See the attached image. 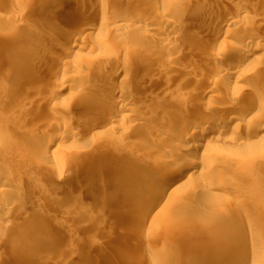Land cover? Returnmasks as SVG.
Wrapping results in <instances>:
<instances>
[{"label": "rangeland", "instance_id": "1", "mask_svg": "<svg viewBox=\"0 0 264 264\" xmlns=\"http://www.w3.org/2000/svg\"><path fill=\"white\" fill-rule=\"evenodd\" d=\"M111 1L116 4L117 7L114 5L116 11L112 10L110 14H113L108 16L110 15L108 13L106 18L105 13L100 12L98 6L92 3L94 0H0V112L5 115L0 114L7 116V118H4L8 123H11L10 121L16 117L31 116L32 112L34 115L39 114L41 130L38 133H41L42 144H33L32 142L33 151L39 146L37 148V151H40L39 153L46 152L49 143H54L53 150L60 147L61 151L66 153L65 155H68V157L71 155L79 156V154L86 152V149L96 139V132L92 128L93 124L89 123L86 117V119L81 118L83 120L79 117H67L66 112L67 114L77 112L74 103L78 101L81 95L78 93L77 86L71 88H66V86L71 78L77 82L80 80L77 78L78 75L76 76L77 73L73 68V64L82 66L87 62H97L102 56L98 52H93L85 47L82 49L76 48L74 49L76 51H72L73 53H70V58L67 60L69 62L71 60L73 64H64L62 68L60 67L58 71H55V59H52L47 51L40 49L45 43H42V41L39 43L37 38L34 37V32H38L40 29L43 30V23L49 22V16L53 11L51 7L53 2L65 3L74 8L78 7L79 12L83 11V18L81 17L83 24L80 21L79 24L69 27H73L74 33H81L86 24L89 25L91 22L92 25L101 22L112 23V21H115V14L126 15L127 17L124 18L129 20L127 22L128 31L117 34L115 31L108 29L102 33L103 36L108 35L107 37H110L113 49L110 52H108L110 49L106 50L104 54L124 63L129 70L140 60L139 56H145L148 61H152L155 57L160 58L159 61L162 62L160 67L170 68L171 66L177 71L176 75L174 76L173 73L171 77L158 74L144 87L143 94L135 100L140 118L144 114V109L150 106L152 110H155H151V117L158 124H163L164 120H158V111L160 108L166 107L168 108L167 117L169 120L174 124H178L180 121L188 119L185 116H187L191 107L195 105L194 101L196 100L199 102L196 103L199 109V119L205 117L201 118V121L203 119L204 121L207 120L208 114L212 111L214 113L224 112L229 117L232 112L244 109L248 111L247 120L251 119L250 123L252 125L250 127L257 129L259 136H262L263 145L258 150L244 149L240 146L241 141L246 142L248 138H251V136H247L249 134L246 131L248 121L245 122L242 128H239V132H235L239 137H242H240L241 141L238 145L235 142L224 143V141L214 144L215 152L220 154L219 156H223L222 158H226V161L229 160L226 165L218 164V168L225 172H223V178H215L214 175H211L212 173L204 174V178L200 173L196 176L197 181L204 183L203 186H197L193 181H188L186 177H183L170 187L181 198L180 202L176 201V204L168 197H164L147 216L145 213L150 200L148 191L146 189L142 190L141 186L137 187L136 190L134 184L123 185L120 180L121 173L125 171L122 162L131 159L130 154H135L133 150L136 149L137 145H131L130 148L133 147L131 150L129 148V151H126L127 154L123 153V155H118L119 157H115L116 155L108 156L104 162H101L102 160L93 162L92 159L94 158L92 157L91 162L88 160L87 166H84V171L76 177L75 172L81 168V162L84 159H78L79 162L73 160L72 164H64L58 158L37 160V168L36 164H33L34 168H32L33 165L30 167V162L25 165L21 163L22 167L27 168L29 166V169L28 172H24L20 183H16V190L20 194V198L13 195H8L6 198V202L9 201V204L11 201L13 204H18L15 205L16 210L9 213L6 211L5 206V210L3 209L2 205L4 204H0V264H71L75 262L76 264H113V260L125 249L130 251V253H127L129 257L125 264H154L155 262L161 264H204L203 262L209 254L221 251V249L233 252L236 246L250 248L252 244H264V75L258 83L245 82L240 84L230 81L222 84L217 80L220 77L216 71L214 72L212 68L203 64L205 56H215V53L217 55L223 53V51L231 53L237 51L238 53L241 51L240 49H246L249 54L244 58H238L243 64V74L252 71L264 73V0H173V3H169V5L167 2H163V4L161 0H157L158 2L134 0L135 4L138 5V12L136 13L134 8L128 7L124 1ZM181 5L188 7L189 11L184 14V17H180L182 21L179 19L178 25H184V27L186 26L192 30L189 31L187 37L185 36L186 38L174 42V45L176 44V47H179L177 53L163 54L159 51V53H154L153 49H146L143 53L139 46H125L123 39H126L131 31L139 29L152 21L155 22V20L163 24L166 20L160 16L161 10L168 11L170 14L168 18H171V14L176 13L182 7ZM242 7L246 8V19H243L236 26L216 28L214 32L206 29L197 31L195 28L202 23L206 28L215 27L218 18L224 12L226 15H230L235 9ZM132 10L134 13H132ZM78 11L75 10V12ZM22 12L31 17L30 20H27L24 15L22 20L15 22L13 20L14 16L22 14ZM201 12L203 13L201 14ZM133 14H139L137 22ZM234 19L241 20L237 15L234 16ZM69 31V29L62 31L59 45L57 44L60 51H63L64 48L67 49L70 45L64 41V37L68 35ZM229 31L235 37L226 41L224 37ZM245 34L252 35L254 40H250V42L244 40ZM154 35H159V33ZM165 39L168 43L172 42L171 38L165 37ZM191 40H194V42ZM82 42L87 46L91 44L83 36L79 41V45ZM31 43L33 45L38 43L36 56L40 57L41 61L37 65L40 72L36 77L40 82L35 87H24L19 80H11L14 74L9 73L4 66L17 54L24 53L25 48L30 46ZM29 52L32 51L29 50ZM177 54L181 56L179 57ZM149 56H151L150 60ZM164 58L169 59L164 61ZM134 59L137 60L134 61ZM174 60H176V63ZM107 67L111 68L112 65L110 67L109 64ZM176 67L178 68L176 69ZM136 80V77H131L128 81L119 79L114 82L111 81L108 75L100 74L96 82L105 84L112 89L121 85L127 91L136 92ZM253 88L255 90L251 92ZM158 90L162 93L158 96L159 98L157 97ZM211 93L214 97L216 96L215 99L210 98ZM156 97L159 100L156 99V103L152 105L151 100ZM33 102L39 104V109L32 106L34 105ZM200 111H202L201 114ZM141 112L142 114H140ZM147 118L145 117L144 121ZM81 122H87V124L80 127L78 123ZM57 123L59 125L69 124V127L73 128V132L81 133L80 138H76L75 134H68L67 137L64 135L66 140H57L56 137H59L62 133L60 128L52 127L56 126ZM10 126L12 127V124ZM31 128L30 126L27 130H31ZM158 129L159 125L152 129L153 133H156L155 135H159L157 134L160 133ZM230 136L229 134L228 137L230 138ZM138 142L142 143V140ZM144 142L147 144L145 145L146 148L143 146L142 151L138 147L137 151L139 150L140 154L143 155L145 161L142 162V165L145 167H147L145 165L147 162L169 164V161L174 160L172 156L162 157L164 151L162 148L170 147L171 144H161L159 146L160 143L158 145L152 139H146ZM152 144H155V147ZM35 145L37 147H34ZM148 145L152 146L149 147L150 150L147 148ZM172 146L173 149L171 147L170 149L173 150V154L177 152L175 155L188 156V153L180 147L182 146L181 143L175 142ZM122 159L125 160L121 161ZM243 159L247 161L245 162ZM195 160L203 163V167L208 162L205 156L197 157ZM242 162L248 166H244ZM14 163V160H9L4 164L10 169L17 170L16 163ZM40 163L41 165H39ZM39 166H42L43 169ZM120 166L122 167L120 168ZM144 166H140L141 169L139 168L140 175L146 172L153 176L155 171L146 170ZM58 171L64 173L63 176L67 178L66 181H55L54 176L57 175ZM178 171L175 168L172 169L170 177H175ZM113 172L117 173L116 176L119 178ZM30 173L32 175L24 182L23 180ZM52 173H55L54 176ZM1 176L6 177V173H2ZM75 180L77 181L74 182ZM222 184H225L223 186L227 188L221 186ZM61 185H65L66 189L63 190L62 198L59 195H53V191L56 192ZM215 185L220 186V189H217L219 187ZM215 187L217 188L214 189ZM72 188L79 190L80 198L74 195V189ZM234 188L243 189L242 191L246 196L244 198H232L230 190ZM9 196H11V200ZM102 196H105L108 201L104 204L105 207L102 206L101 209H97L96 206L103 198ZM21 197L23 198L21 199ZM179 198L177 199L179 200ZM58 199H60L59 202ZM76 200L77 202H75ZM80 201L85 202L86 207L84 209H80ZM114 201H122V203L118 202L120 206L118 205L116 211H111V206L118 204ZM1 209H3V212ZM73 210L80 211L78 217L70 216ZM103 220H105L104 225L100 224V221ZM250 221L255 224L251 234L262 238L261 243L255 242V239H252L251 235H247V232L241 234L240 230L247 229ZM55 222H60L62 225L54 227ZM223 222L232 223V227L235 228L226 229ZM31 238L34 243L31 242ZM197 252H204V256L202 254L197 260H193V256ZM248 262H251V258Z\"/></svg>", "mask_w": 264, "mask_h": 264}, {"label": "bare ground", "instance_id": "2", "mask_svg": "<svg viewBox=\"0 0 264 264\" xmlns=\"http://www.w3.org/2000/svg\"><path fill=\"white\" fill-rule=\"evenodd\" d=\"M118 1H120V2L124 1L128 7L134 8L135 13L138 12V10H137L138 5L135 4L134 0H118ZM154 1L158 2L157 0H153V2ZM234 1H242V0H234ZM110 2L112 3L111 0H110ZM110 2H109V0H94V2H92V3L97 5L98 8L100 9V12H104L105 17L107 18L108 13L110 14V12L112 10L114 11L115 7H117L114 2H113L114 4L113 3L111 4ZM161 2L162 3L167 2L169 5V3L170 4L173 3V0H161ZM159 4H161V3H159ZM114 5H115V7H114ZM239 5H240V3H239ZM91 6H92V4H91ZM188 6H189V4H188ZM51 7H52L53 11H52V14L49 16L50 17L49 22L43 23V26H44L42 28L43 30L40 29V31L34 32V35H35L34 37L37 38L39 43H40V41H42V43L43 42L45 43L40 47V49L42 51L43 50L47 51V54L50 57H52V59L53 58L55 59V61H56L55 71H58L60 69V67L62 68L64 64H66V65L68 63L73 64V62H71V60H70V62L67 60H68V58H70V53L72 54L73 53L72 51H76V50H74L76 48L82 49L83 47H85L87 49L92 50L93 52H95V51H96V53L98 52L99 55L102 56L97 62H94V61L87 62V63L83 64L82 66L77 65V64H73V68H74V70H76V73H77L76 76L78 75L77 78L80 80H79V82H77L71 78L70 81L68 82V84L66 83L67 84L66 88H71V87L77 86L78 93L81 95L80 98L78 99V101L76 103H74L75 109L77 112H75L74 114H72L71 112L67 114V112H66L67 117L73 116V117H79L80 119L86 117L89 120V123L93 124L92 128L96 132V134H95L96 139L95 138L94 139H95V142L96 141L97 142H96V145H95V142L92 143V145L88 149H86V152L79 154V156L78 155H71L68 157V155H65L66 153L61 151L60 147H57L55 150H53L52 146L54 145V143H49V146H48L49 148L47 151L45 150L46 152L42 151L44 153H42V152L39 153L40 151H37L38 150L37 148L39 146L38 147H37V145L34 146V147H37V148H35L36 151L35 150L33 151L34 148H32L33 144H37V143L39 145L42 144L41 133H38V131L41 130L39 114L34 115L32 112L31 116L30 115L26 116V117L22 116L21 118L16 117L14 120L12 119V121H10L11 123H8V121L5 120V118H7V116L6 117L2 116L4 113L0 112L2 114V115L0 114V204H4V205H2L4 210H5L4 206L6 207V211H8L9 213H13L14 210H16L15 205L17 203L13 204L11 201V203L9 204L8 203L9 201L6 202V200H7L6 198L8 195H13V196L20 198V194L16 190V186H17L16 183H20V181L22 180V178L24 176V172H28L29 166L31 167V165H33V164L37 165V160L42 161L43 159H49V158L57 159L58 158L60 161H63L64 164H72L71 162H74L73 160L84 159L83 162H81L82 163L81 168L77 169V171L75 172V177H76L84 171V169H85L84 166H87L86 164H87L88 160L90 161V159L92 157L94 158V159H92L93 162L101 161V160H102L101 162H104L108 156L111 157L113 155L114 156L116 155L115 157H117L118 155H123V153L127 154L128 152L126 153V151L131 150V148L133 146L137 145L136 149L133 150V152L135 154H132V155L130 154L131 159L129 161L122 162V165L125 167L124 168L125 171L123 173H121L120 180L123 183V185L127 186V185L134 184L135 185L134 188L136 187V190H137V187L141 186L142 190L146 189V191H148V193L150 194V200L147 204V208H146L147 210L145 213V215L147 216L148 213L150 211L154 210V207H156L164 197H168L174 203H176V201H178V203L180 202L181 198H179L177 196V193L175 190H172L170 188L179 179H183V177H186L188 179V181H193L194 183H196L197 186H199V185L203 186L204 182L200 183L197 181V178H196L197 174L201 173L204 177V174L206 175V174L212 173L211 175H214L213 177H215V178H218V179L223 178V174L225 172L218 168V164L222 163V164L226 165V163L229 161L228 160L229 158L227 159L228 161H226V158L224 159V158H222L223 156L222 157L219 156L220 154H217L214 150L215 149L214 144L218 143L220 141L221 142L224 141V143L225 142L226 143L227 142L228 143L235 142L238 145L239 142L241 141L242 137L240 136L241 137L240 138L238 136V134L235 132H239V128L240 127L242 128V125L245 124V122L247 123V121H248V124H246V126L248 125L247 126L248 130L246 129V131L249 134L247 136L248 137L251 136V138L250 139L248 138L246 140V142L244 140H243L244 142L241 141L240 146L244 149L248 148L250 150H258L259 148L262 147V145H263L262 136L261 137L259 136V131L257 129H252L250 127L252 125L250 123L251 119L247 120L246 116H248L247 115L248 111L247 110L245 111L244 109H238V110L232 112L229 117L224 112L219 111L217 113H214L213 111L212 112L210 111L211 113L208 114V117L206 115L207 120L204 121V119H203L201 121L200 119L203 118L204 116L199 119V112H198L199 109H198V105H197L199 102L195 99L196 100V101H194L195 105L193 107H191L189 113L187 114V116H185L188 119L182 120L178 124H174V123H172V121L169 120V118L167 117L168 108H166V107L160 108L158 111V120H164L163 124H158V122H156L154 120V118L151 117L152 111H155V110H152V108L150 106H148L144 109V114L140 118V115H138V112H139L138 107H136V105H135V100L138 99L143 94L142 91H143V89H145L144 87L153 79L154 76H157L158 74L159 75H165L167 77H169V76L171 77V74L174 73V76H175L176 75L175 73L177 71L175 69H173L171 66H170L171 69L169 67L168 68L167 67L166 68L160 67V64L162 63L161 61H159L160 58L158 59L155 57L156 59L154 58L155 60L154 59L152 60V58H153L152 57L151 58L152 61H148L145 56H142V57L139 56L140 60L137 61V63L134 64L133 68L129 70L127 65H125L124 63L117 61L116 59H114L110 55L104 54L106 50L110 49L108 51V52H110L113 49H112V45L110 43V37H107L108 35H106V37H105L102 35V33L108 29H111V31H115L117 34L118 33H122V34L125 33L126 30L128 29L127 22L129 21L128 19L124 18L126 15L124 16L122 14L123 15L122 16L121 13L119 15L114 13L116 15L114 22L112 21V23H109L108 21L104 20L105 22H108V23L101 22L99 24L97 23L96 25H92L91 24L92 22H91L89 25L86 24L85 27L83 26L84 29L81 31V33H74V30L72 29L73 27H71V28H69V27L71 25L79 24V22L81 21V17L83 16V11L81 10V12H79L80 10L79 11L77 10L78 7L74 8L73 6L66 5L65 3L60 4L59 2L58 3L53 2ZM75 10L78 12H75ZM245 10H246V8H244V7L238 8V9H235L234 11L232 10L233 12L232 13L230 12L231 13L230 15H226V13L224 12L222 14V16H220L221 18L220 17L218 18L215 27H212V28L207 27L206 28L202 25L203 23L202 24L199 23L200 25L195 27V28L197 29V31L206 29L207 31L214 32V29L216 30V28L219 29V28H222L225 26H227V27L228 26H236L239 23H241L243 19H246V13L247 12ZM118 11H119V9H118ZM187 11H189V8L186 6H184V7L182 6L181 8H179L176 11V13L171 14L172 15L171 18H168L170 15L169 12L163 11V9H162L160 12V16L162 18H164L166 21L163 24L162 23L160 24L159 22H157L155 20V22L152 21L151 23H147V25L142 26L139 29L131 31L130 32L131 34L126 39L122 38L123 42L125 41V46H127V45L128 46H131V45L132 46H139L143 53L146 49H151V50L153 49L154 53H159V52H162L163 54L164 53H170L171 54V52L177 53L179 47L177 48L176 44L174 45V42L180 41V40L186 38L187 35L189 34V31L192 30L186 26L184 27V25H181L183 27L180 28L181 26L178 25L179 21L180 20L182 21V19H180V17H184V14L187 13ZM190 11H192V10H190ZM72 12H75V13H72ZM203 12H201V14ZM41 13H43V12H41ZM128 13L130 14L131 12H128ZM132 13H134V11ZM112 14L113 13H111L108 16H111ZM139 14L138 15L133 14L135 16L134 17L135 21L139 18ZM24 15H25L24 12H22V14L15 15L13 20H15V22H19L18 20H22ZM236 15H237V17H240L241 20H239V19L235 20L234 16L236 17ZM25 16H26L27 20H30L31 17H29L27 15H25ZM101 16H102V14H101ZM96 20H98V19H96ZM148 20H149V18H148ZM4 22H5V20H4ZM81 22L83 24V21H81ZM68 29L70 31H69L68 35L64 37V41L70 45L68 46L67 49L64 48L63 51H60L59 50L60 48H58L59 39L63 34L62 31L63 30L67 31ZM76 30H75V32H76ZM197 31H195V32H197ZM155 33H159V35H154ZM82 36L85 38L86 41L90 42L91 44L87 46V44L82 42L81 45H79V41H80ZM165 37L171 38L172 42L168 43L167 40L165 39ZM234 37H235L234 34L229 31L226 33L224 39L227 41L229 39H233ZM243 39L246 41L249 40L248 42H250V40H254V37L250 34H245ZM168 41H169V39H168ZM191 41L194 42V40H191ZM37 46H38V43H36V45H33L31 43L30 46L25 48L26 50H24V53L17 54L13 59L10 60V62L6 63L4 66L5 68L8 69L9 73L14 74L13 77H11V80H15V81L19 80V82L24 87H35V86H37L38 82H40L39 79L36 77L37 74L40 72L37 65L41 61V58L36 56L37 49H38ZM29 50L32 52H29ZM240 50L241 51L238 53H237V51L235 53L223 51V53H221V54L219 53L216 55V53H215V56L214 55L205 56V58L203 59V64L212 68L214 72L216 71V73L220 77L217 80L219 81V83H222V84L228 83L230 81H234V82L240 83V84L245 83V82H257V83L260 82L262 80L263 75H264L263 72L252 71L251 73L249 72V73L243 74V71H242L243 64L241 61H239L238 58H244V56H247L249 53L246 49H243V50L240 49ZM161 54H160V57H161ZM104 55H106V56H104ZM177 55L179 56V54H177ZM150 57L151 56H149V60H150ZM168 59H165L164 61H168ZM136 60L134 59V61H136ZM174 61L176 63V60H174ZM107 64L108 65L110 64V67L112 65V67L108 68ZM178 64H179V62H178ZM3 65H4V63H3ZM68 65H70V64H68ZM179 65H181V64H179ZM177 68L178 67H176V69ZM100 74L108 75V77L111 78V81H114V82H117L119 79H121L123 81H128V79H130L131 77H136V79H137L135 81V88H136L135 91L136 92L127 91V90H125V88L123 89L121 87V85H120V87L114 85L115 87H113V89L110 87L108 88V86H106L105 84H102L100 82H96V80H97L98 76H100ZM196 76H198V75H196ZM17 84L19 85V83H17ZM6 87L8 88V86H6ZM254 90L255 89L253 88V91H251V92H254ZM160 94L162 95V93H160V91H159L157 93V97ZM212 94L213 93H211V95ZM154 96H156V95H154ZM2 97H5V96H2ZM157 97L153 98L151 100L152 105L154 103H156V99L159 98V97L158 98ZM212 97H214V96L212 95L210 98L211 99L216 98V96L214 98H212ZM36 100H37V98H36ZM33 104H34V102H33ZM74 104H73V106H74ZM38 105L39 104H34L32 106H35L36 109L37 108L39 109ZM29 108H30V106L28 107V109ZM140 108H139V110H140ZM68 110H70V109H68ZM1 111H3V110H1ZM201 112L202 111H200V114H201ZM140 114H142V112ZM156 116H157V114H156ZM145 117L146 118L148 117V118L145 119V121H144ZM68 119H70V118H68ZM81 120H83V119H81ZM68 121H70V120H68ZM85 121H87V120H85ZM81 123L80 124L78 123V126L84 127L87 124V122H85V123L81 122ZM10 124H12V127L10 126ZM60 124H62V123H60ZM69 124L66 125L64 123V125L63 124L59 125L57 123L56 126H52L53 128H58V129L60 128L62 131L60 136L58 135L59 137H56L57 140L58 139L59 140H63V139L66 140L65 136L66 135L69 136L68 134H71V135L75 134L77 136L76 138H80L79 136L81 133L80 134L75 133L76 131L73 132L72 131L73 128L71 129V127H69ZM52 125H55V124H52ZM158 125H159L158 131H160V133H157L159 135H155L156 133L154 134L152 129ZM30 126L32 127L31 130H27V128H29ZM244 127H245V125H244ZM71 132H73V133H71ZM229 134L231 135L230 138L228 137ZM146 139L147 140L152 139V141H154V143H157L158 145L160 143L159 146H161V144H163V145L164 144H166V145L171 144V146L170 145L169 146L172 149H173V146H172L173 143H175V142L179 143V144L181 143L182 146H180V147L183 148V150L188 153V156H183L180 154L175 155L177 153L176 150H175L176 153L173 154V152H172L173 150L170 149V147L162 148L164 150L163 154L161 153L162 157L167 158V157L172 156V157H174V160H172V161L168 160L169 164H166V163L157 164V162L156 163L155 162H147V163H145V165L147 167H145L144 165H142L143 164L142 162L145 161L144 157L142 154H140L139 150L137 151V148L139 147L138 149H141L143 151L142 147L143 146L145 147V145H147L144 142V140H146ZM139 140L140 141L142 140V143L138 142ZM32 142H33V144H32ZM131 145H133V146L130 148ZM158 145H156V146H158ZM153 146L155 147V144ZM149 147H152V146L148 145V147H147L148 150H150ZM174 148H176V147H174ZM157 150H158V148H157ZM135 151L139 152V153H136ZM155 151H154V153H155ZM150 152H152V151H150ZM203 156L207 157V161H208L206 164H204V167H203V163H201V162L199 163V161L195 160L197 157H203ZM9 160L15 161V163H16L15 167L17 168V170L10 169V167H7V165L4 164ZM123 160H125V159H122L121 161H123ZM233 161H235V160H233ZM29 162H30V165L27 168L22 167V165H20L21 163H23L24 165L26 163L29 164ZM78 162H79V160H78ZM165 162H167V161H165ZM249 162H248V164H249ZM93 164H95V163H93ZM243 164H244V166H246L245 165L246 163H243ZM34 165L32 168H34ZM39 165H41V163ZM140 166H144L146 170L147 169L152 170V172L155 171L154 175L150 176L146 172H145V174L142 173V175H140V173H139L140 172V170H139ZM37 167H38V165L36 166V168ZM39 167H42V166H39ZM121 167L122 166H120V168ZM23 168H25V169H23ZM174 168L176 170H179V171L177 172L178 174L172 178V177H170V174L172 173V169H174ZM42 169H43V167H42ZM39 171L41 172L42 170H39ZM2 173H6V177L3 178L1 176ZM113 173L115 174V172H113ZM54 174H53V176H54ZM63 174L64 173L58 171L57 175L54 176L55 181H57V182L58 181H61V182L66 181L67 178L64 177ZM31 175H32V173L28 174L27 177L25 178V180H23V181L24 182L27 181L26 179L28 177H30ZM116 175H117V173L115 174V176ZM116 177H118V176H116ZM210 177H212V176H210ZM17 178H19V179H17ZM194 179H196V180H194ZM208 179H210V178H208ZM50 180H52V179H50ZM23 181H22V183H23ZM76 181L77 180H75L74 182H76ZM215 181H216V179H215ZM209 182H210V180H209ZM212 183H213V181H212ZM223 185L225 186V184H222L221 186H223ZM215 186H217V185H215ZM227 186L230 187V185H228V184H227ZM217 187H219V188H217ZM217 187H215L214 189H216V188L220 189V186H217ZM223 187H221V188H223ZM224 188H227V187H224ZM72 189H74V188H72ZM63 190H66L65 185L59 186L57 188L56 192L53 191L54 192L53 195L56 194V195H59L60 198H62L63 197ZM242 190L239 188L231 189L230 190L231 191L230 196L232 198H234V197L244 198L246 196V194ZM79 194H80L79 190L75 188L74 189V195L78 196L80 198ZM10 197L11 196H9V198ZM102 197L103 198L101 199V201L100 202L98 201L99 204H97V206H96L97 209H101L102 206L105 207L104 204L108 201V199L105 196H102ZM22 198L23 197H21V199ZM81 198H82V196H81ZM177 198H179V200ZM120 199H118V200H120ZM10 200H11V198H10ZM112 200H115V199H112ZM59 201H60V199H58V202ZM83 201L82 202L80 201L81 202L80 203V209H84L86 207V204ZM75 202H77V200ZM114 202L115 203L116 202L122 203V201H114ZM119 203L112 205L110 210L116 211ZM73 204H74V202H73ZM3 209H1L2 212H3ZM79 212L80 211L73 210L72 214H70V213H68V214H70L71 217H78ZM9 213H8V215H9ZM94 213H96V212H94ZM109 216H111V215H109ZM168 217H170V216H168ZM39 219H42V218H39ZM61 222H63V221H61ZM100 222H101L100 224H103L105 222V220L100 221ZM223 224H224L226 229L235 228V227H232L233 226V225H231L232 223L230 224L229 222H223ZM59 225H62V224H60V222H55L54 227H58ZM254 225L255 224H253V222L250 221L247 225L248 228L244 229V230H240V232H241V234H246V232H247V235H249V236L251 235L252 239H255V242L261 243L262 238L255 237L254 235L251 234V230L254 227ZM32 241H33V239L31 240V242ZM33 243H34V241H33ZM127 253H130V251L125 249L124 252L119 254V256H117L113 260V264H125V262L127 261L128 257H129L128 256L129 254H127ZM202 254L204 256V252H197L193 256V260H197V258H199V256ZM189 258H190V256H189ZM249 258H251V262H248ZM203 263L204 264H264V244H252L250 246V248L246 247V246H244V247L243 246L242 247L236 246L233 249V252H231L230 250L221 249V251L213 252V253L209 254L207 256V258H205V262H203ZM71 264H76V262L71 263ZM154 264H161V263L155 262Z\"/></svg>", "mask_w": 264, "mask_h": 264}]
</instances>
